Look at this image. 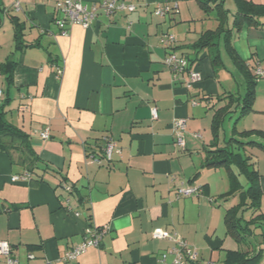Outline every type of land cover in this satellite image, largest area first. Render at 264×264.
I'll list each match as a JSON object with an SVG mask.
<instances>
[{"label": "crops", "instance_id": "0c3cea01", "mask_svg": "<svg viewBox=\"0 0 264 264\" xmlns=\"http://www.w3.org/2000/svg\"><path fill=\"white\" fill-rule=\"evenodd\" d=\"M57 1L0 0V105L7 98L6 118L29 136L37 158L28 171L21 153L0 151V241L9 244L16 264H175L172 254L160 260L174 245L152 237L160 227L195 248V262L184 264H220L237 245L224 224L236 196H221L230 187L227 171L218 172L224 166H204L214 141L210 106L218 97L240 95L234 91L236 71L245 90L247 77L228 54L223 34L217 47L192 48L203 31L216 28L215 10L205 12L197 0H125L135 9H98L87 28L72 24L61 34L54 21ZM228 1L223 6L231 25L236 5L231 0V11ZM160 3L174 10L156 16L152 11ZM10 15L23 24L17 42ZM165 33L174 35L168 47L160 41ZM229 40L257 83L264 77V26L242 23ZM170 52L185 56L202 79L188 86L187 71L173 72L165 64ZM8 57L15 61L10 85L1 72ZM258 68L263 75L256 74ZM255 103L256 95L252 111L238 119L241 127L234 122L231 134L253 131L251 139L264 141V108ZM178 118L185 119L184 148L176 146L171 127ZM45 128L47 139L40 136ZM105 137L119 149L109 160ZM249 152L264 208V151ZM25 173L27 178L12 180ZM180 184L201 191L179 195ZM87 228H104L99 245L64 260ZM6 262L0 255V264Z\"/></svg>", "mask_w": 264, "mask_h": 264}, {"label": "trees", "instance_id": "16d2710c", "mask_svg": "<svg viewBox=\"0 0 264 264\" xmlns=\"http://www.w3.org/2000/svg\"><path fill=\"white\" fill-rule=\"evenodd\" d=\"M223 1L197 0L205 12L210 9L215 10L217 26L214 30L203 31L192 48L217 47L218 38L223 34L226 38L228 54L247 77V87L243 95L228 94L221 98L218 97L210 106L213 109L211 130L214 141L206 150L204 166L209 168L224 166L230 187L221 196L224 199L237 197V201L224 212V224L226 234L235 241L238 247L227 249L220 264H259L264 254V208H262V190L259 183L260 174L249 148L255 147L264 151V141L251 139L253 131L246 130L236 131L230 137L224 138L221 145L217 142V137L224 119L232 112L239 111L236 119L238 120L252 111L256 80L236 54L229 35L233 28L239 29L242 23L264 26V4H256L250 0H234L236 10L231 25H229L228 10L224 8ZM210 2L214 3L213 7L210 6ZM1 11L3 8L0 5ZM9 17L14 23V38L17 42L19 38L21 39L23 24L19 22L17 16L10 15ZM17 47L20 48V46ZM217 59L219 56L215 55L213 60ZM14 65L15 61L10 57L1 64V72L5 75L7 85L12 83ZM7 102L6 98L0 105V151L10 156L12 152L21 153L20 162L29 169L28 171H32L37 158L31 147L29 136L7 120V110H5Z\"/></svg>", "mask_w": 264, "mask_h": 264}, {"label": "built area", "instance_id": "2783aa9c", "mask_svg": "<svg viewBox=\"0 0 264 264\" xmlns=\"http://www.w3.org/2000/svg\"><path fill=\"white\" fill-rule=\"evenodd\" d=\"M15 6L16 8H19L18 3H16ZM98 9H101L106 14H110L116 10L132 11L135 9V5L130 2H126L125 0H101L90 4L84 3L81 0H58L54 6V21L58 26L60 33L65 34L67 32L68 25L79 24L80 26L87 28L95 18ZM172 10H174L173 6H170L167 3H160L153 8L152 13L156 16H162L170 13ZM160 41L164 46L168 47L169 43L174 41V35L165 33L161 36ZM164 62L173 72L187 71L188 86H194L202 79L201 73L193 67V65L190 66L189 60L181 54L170 52L164 57ZM61 71L62 70L60 68L57 73L60 74ZM256 74L261 76L263 75V72L258 68ZM1 93L2 90L0 88V95ZM151 115L153 118H156L155 107L151 109ZM171 127L175 135L176 146L184 148L185 119H175L172 122ZM40 136L43 139H47L49 137L48 128L42 130L40 132ZM195 136H198V134H195ZM114 151L119 152V149L114 147V143L111 139L105 137V157L108 160L111 159ZM27 176L28 174L26 173L23 176H12V180H22L27 178ZM64 189L70 191L72 187L69 184H65ZM200 191L199 187L191 184H180L177 187V193L179 195L190 196L193 194H199ZM103 233L104 228L103 230L87 228L84 232L82 241L66 251L62 258L64 260H73L80 254L84 253L89 247L98 246ZM151 235L154 238L169 239L174 242V245L161 255V261H163L168 254L173 255V262L175 264H184V260L188 262H194L196 260L197 252L195 248L190 246V244H188V242L177 233H172L163 228L156 227L152 230ZM0 255L6 258L7 264H16L15 260L10 256V246L6 241H0ZM28 257L32 258V255L29 254Z\"/></svg>", "mask_w": 264, "mask_h": 264}, {"label": "rangeland", "instance_id": "374dc122", "mask_svg": "<svg viewBox=\"0 0 264 264\" xmlns=\"http://www.w3.org/2000/svg\"><path fill=\"white\" fill-rule=\"evenodd\" d=\"M227 8L231 9V11H234V5L232 3L231 0H229L226 3ZM224 58L225 60L228 61V57L224 54ZM236 88L234 91H236L237 94L243 95L245 93V83L243 80L242 75L236 71ZM243 84V85H242ZM255 95H256V103L255 106L261 109L264 108V77H260L257 80L256 86H255ZM239 115V111H234L230 114V117H226V119H224L223 125H222V129L220 130V139L222 140L223 138H228L230 137L231 134V129L234 126V122L236 121V117H238ZM239 121V120H238ZM239 127H241L240 125L242 124V121H239ZM222 142V141H221ZM250 149V148H249ZM218 172H221V174H224L226 176V169L225 168H218ZM229 201H232V197L228 198ZM234 201H237V197ZM226 205V204H225ZM237 247V245H236ZM235 247V248H236Z\"/></svg>", "mask_w": 264, "mask_h": 264}]
</instances>
